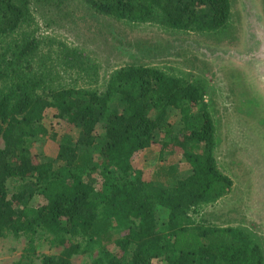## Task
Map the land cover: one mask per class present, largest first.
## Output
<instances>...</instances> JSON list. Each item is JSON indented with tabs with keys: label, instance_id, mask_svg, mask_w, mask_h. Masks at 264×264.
I'll return each mask as SVG.
<instances>
[{
	"label": "trees",
	"instance_id": "16d2710c",
	"mask_svg": "<svg viewBox=\"0 0 264 264\" xmlns=\"http://www.w3.org/2000/svg\"><path fill=\"white\" fill-rule=\"evenodd\" d=\"M31 1L0 0V239L26 238L22 257L28 262L40 238L61 248L40 264H72L79 254L91 264H264L250 231L206 227L190 216L232 188L217 166L206 87L179 71L136 61L112 71L101 93L83 87L97 83V67L67 43L37 38ZM80 2L118 23L158 25L217 42L230 35V0ZM50 108L77 138L61 139L55 159L35 162L33 142L56 141L43 125ZM170 108L180 116L176 131L167 122ZM160 132L161 149L180 150L190 166L188 176L167 187L154 183L174 176V166L158 165L152 182L132 166L133 156ZM158 211L166 213L162 225Z\"/></svg>",
	"mask_w": 264,
	"mask_h": 264
},
{
	"label": "rangeland",
	"instance_id": "374dc122",
	"mask_svg": "<svg viewBox=\"0 0 264 264\" xmlns=\"http://www.w3.org/2000/svg\"><path fill=\"white\" fill-rule=\"evenodd\" d=\"M30 5L37 38L67 43L97 67V83L83 87L105 91L111 72L132 61L179 71L186 79L200 81L206 87L203 102L215 123L217 166L231 179L232 188L228 195L191 211L190 216L206 227L246 229L259 239L264 252V69L251 67L235 56L255 52L244 39L249 20L258 22L264 36V0H230V35L225 34L228 38L220 42L158 25L111 21L87 9L80 0H32ZM56 113L51 108L44 113L43 125L49 135H56V141L45 137L33 142L30 152L35 162L55 159L61 139L77 138V132ZM167 122L174 131L181 127L180 116L173 108L168 110ZM164 142V134L158 133L154 144L133 156L132 166L146 182H152L158 165L174 166V176L164 178L165 183H154L167 187L188 176L190 166L180 150H162ZM98 152L99 148L94 150V154ZM8 189H13L11 184ZM165 217L164 211H158L159 225ZM46 240L36 241L35 257L28 262L22 257L26 238H1L0 264H40L42 256L59 255L61 248L52 247ZM71 262L91 264V258L79 254Z\"/></svg>",
	"mask_w": 264,
	"mask_h": 264
},
{
	"label": "flooded vegetation",
	"instance_id": "af4514ba",
	"mask_svg": "<svg viewBox=\"0 0 264 264\" xmlns=\"http://www.w3.org/2000/svg\"><path fill=\"white\" fill-rule=\"evenodd\" d=\"M259 27L260 25L257 21L249 20V24L247 25V33L245 34L244 38L247 42V47L255 49V52L245 56H238L236 54L235 56L237 59L246 62L251 67L257 66L264 69V36H261V33L263 35V31H259ZM259 79V81H263V79Z\"/></svg>",
	"mask_w": 264,
	"mask_h": 264
}]
</instances>
